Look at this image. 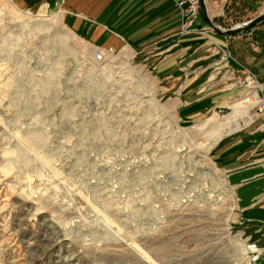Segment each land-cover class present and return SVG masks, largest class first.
I'll list each match as a JSON object with an SVG mask.
<instances>
[{
    "label": "rangeland",
    "instance_id": "obj_1",
    "mask_svg": "<svg viewBox=\"0 0 264 264\" xmlns=\"http://www.w3.org/2000/svg\"><path fill=\"white\" fill-rule=\"evenodd\" d=\"M63 1L0 0V264H257L238 201L248 182L213 156L264 109L259 78L244 86L234 53L221 56L232 36L197 16L179 37L201 42L202 59L165 77L170 49L102 44ZM262 9L241 0L212 19L230 28ZM206 31L209 83L222 80L208 98Z\"/></svg>",
    "mask_w": 264,
    "mask_h": 264
},
{
    "label": "crops",
    "instance_id": "obj_2",
    "mask_svg": "<svg viewBox=\"0 0 264 264\" xmlns=\"http://www.w3.org/2000/svg\"><path fill=\"white\" fill-rule=\"evenodd\" d=\"M240 1L206 0L205 4L209 16L218 20L223 18L222 16L231 14L233 7ZM63 4L68 7L69 14H73L76 18L73 27L84 33L88 30L87 25L84 27V21L92 22L104 35L99 38L102 44L114 47L135 43L132 45L138 49L152 47L170 49V53L175 54V57L171 58L173 56L171 55L166 61L161 60L162 62L158 64L162 76H172L173 73L177 76L179 73L173 71L174 65L177 67L175 70H180L182 66L190 67L195 61L202 59V56L198 54L201 53V42L194 43V37L191 38L187 34L179 37L180 13L175 0H64ZM263 11L264 9L259 13ZM195 23L197 24V20ZM256 26L257 24L249 27L244 34L242 32L233 34L232 41L229 39L230 46L226 44V48L234 53L238 60L236 68H233L234 71L242 75L247 74V69L253 71L264 87V48H259V50L254 46V39L261 33L263 35L264 31L253 29ZM92 30L95 31L93 27ZM263 37L260 36L261 39ZM206 39V78L208 81L206 82V89H208L206 98H208L216 96L211 87L217 83L220 85L222 80L214 81L211 85L209 83L214 73L210 47L213 40L217 39L208 31H206ZM164 45H166L165 48H163ZM180 50L189 56L178 57ZM193 55L198 56L193 57ZM247 58L253 60L247 61ZM159 61V59L156 60V62ZM189 67L185 66V69H182L183 73L191 72ZM170 80H172L171 77ZM219 90L229 91L223 89L217 91ZM210 101L211 99L206 101L207 106ZM184 102L188 101L184 100ZM199 110L193 111L192 109L191 111L190 109V115L195 116L200 113ZM249 125L246 131L223 136L213 156L218 159L220 167L234 171L233 175H239L248 182L247 185L244 183L246 186L240 192L238 191V201L241 209L248 211L246 214L241 212V215L242 220L250 223V241L253 246L251 254L256 253L254 259L257 264H264V109L260 115H257L254 123L251 122Z\"/></svg>",
    "mask_w": 264,
    "mask_h": 264
},
{
    "label": "built area",
    "instance_id": "obj_3",
    "mask_svg": "<svg viewBox=\"0 0 264 264\" xmlns=\"http://www.w3.org/2000/svg\"><path fill=\"white\" fill-rule=\"evenodd\" d=\"M175 2H176L177 10L180 13V26H181L180 30L184 32L186 31L189 32L190 30L197 28L196 26H194V23L197 16L200 15L199 13L200 0H175ZM221 50L223 51V54L221 56L229 55V51L227 50V48H222ZM95 54L96 56H98V58H101L102 50L96 49ZM218 61H220V58ZM247 72L248 73L246 79L242 81V84L246 87L250 86L253 88L254 87L260 88L259 86L260 83L257 81L258 79L255 76V74L249 69H247Z\"/></svg>",
    "mask_w": 264,
    "mask_h": 264
},
{
    "label": "water",
    "instance_id": "obj_4",
    "mask_svg": "<svg viewBox=\"0 0 264 264\" xmlns=\"http://www.w3.org/2000/svg\"><path fill=\"white\" fill-rule=\"evenodd\" d=\"M206 0H200L199 3V11L201 12V17L204 19V21L207 22L210 28L214 30L216 34H222V35H227V36H232L233 34H236L238 32H245L249 27H252L256 24H258V21L264 18V11L261 13H258L257 16L251 17L250 19L244 21V23L236 24L231 26L230 28H225L221 26H217L214 24L213 19L209 16V13L207 12L206 9Z\"/></svg>",
    "mask_w": 264,
    "mask_h": 264
},
{
    "label": "bare ground",
    "instance_id": "obj_5",
    "mask_svg": "<svg viewBox=\"0 0 264 264\" xmlns=\"http://www.w3.org/2000/svg\"><path fill=\"white\" fill-rule=\"evenodd\" d=\"M73 54V53H72ZM75 56V55H74ZM256 93V92H255ZM235 105H241V103H237V104H235ZM235 107V106H234ZM237 107V106H236ZM242 108H243V110L245 111V109H247L246 108V106H243L242 105ZM248 110V109H247ZM224 111V110H223ZM237 114H238V112H237ZM236 114V115H237ZM220 114L218 113V114H216V116L218 117ZM239 115V114H238ZM242 116H243V114H241ZM247 116V115H246ZM243 118H244V116H243ZM248 118H250V117H248ZM244 119H246V118H244ZM237 121V120H236ZM248 122V121H247ZM225 123V122H224ZM217 124V123H216ZM222 124V123H221ZM244 125V124H243ZM240 126V122L238 121V122H233V123H231V127H230V129H227V128H225L224 127V125H222L221 127H219V128H217V130H210V132H209V137L210 138H213L214 139V141H215V139H218L219 137H221V136H223V134H226V133H229V132H231V131H233V130H236V128H238ZM19 153V152H18ZM19 155V154H18ZM21 159V158H20Z\"/></svg>",
    "mask_w": 264,
    "mask_h": 264
}]
</instances>
